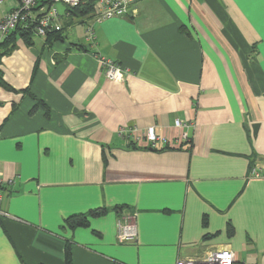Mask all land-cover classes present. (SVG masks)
<instances>
[{"label":"crops","instance_id":"crops-1","mask_svg":"<svg viewBox=\"0 0 264 264\" xmlns=\"http://www.w3.org/2000/svg\"><path fill=\"white\" fill-rule=\"evenodd\" d=\"M62 25L0 57V264H175L222 246L264 264V0H136ZM127 216L137 238L118 242Z\"/></svg>","mask_w":264,"mask_h":264},{"label":"built area","instance_id":"built-area-1","mask_svg":"<svg viewBox=\"0 0 264 264\" xmlns=\"http://www.w3.org/2000/svg\"><path fill=\"white\" fill-rule=\"evenodd\" d=\"M2 0H0L1 2ZM136 0H20L19 6L5 16L0 17V39L17 26L33 30L38 35H46L61 29L63 16L68 15L67 8L83 6L87 3L92 6V15L96 22L112 17H123L130 13V8ZM63 5V10L58 8ZM93 32H88V39H93ZM101 65L105 76L110 80L122 81L124 69L114 62L101 57ZM177 127H188L185 121L174 120ZM120 131H123L121 129ZM125 131V130H124ZM123 131V132H124ZM144 140L152 149H163L169 145V140L158 133L155 126L145 128ZM186 139V134L181 137ZM253 175H258L253 168ZM1 183V180H0ZM137 238V226L131 216L117 220L116 239L118 242H132ZM175 264H235V255L230 247L222 246L184 258H178ZM250 264V263H243Z\"/></svg>","mask_w":264,"mask_h":264},{"label":"trees","instance_id":"trees-1","mask_svg":"<svg viewBox=\"0 0 264 264\" xmlns=\"http://www.w3.org/2000/svg\"><path fill=\"white\" fill-rule=\"evenodd\" d=\"M66 11L68 12V15L63 16V18L69 20V22L75 20V19H81L84 17H87L90 13L92 14V6L91 4L87 3L83 6H75L73 8H67ZM63 29V25L60 30L53 31L47 34V37H51L55 35L60 36ZM19 35L23 37L24 41L26 43H30L31 34H33V31L31 29L23 28L22 26H17L14 30L8 32L4 38L0 40V57L3 54L8 53L14 44L11 45V47L8 46L11 38L15 37L16 35ZM0 86H4L3 80L1 79V72H0ZM36 105H43L42 103L38 102ZM135 147V146H132ZM165 149V148H164ZM95 213H104L105 211L103 209H97L94 211ZM94 213V214H95ZM83 221H78L80 224ZM66 263L71 264V259L69 255V251L66 252Z\"/></svg>","mask_w":264,"mask_h":264},{"label":"rangeland","instance_id":"rangeland-1","mask_svg":"<svg viewBox=\"0 0 264 264\" xmlns=\"http://www.w3.org/2000/svg\"><path fill=\"white\" fill-rule=\"evenodd\" d=\"M58 8H59V9H63V5L58 4Z\"/></svg>","mask_w":264,"mask_h":264}]
</instances>
